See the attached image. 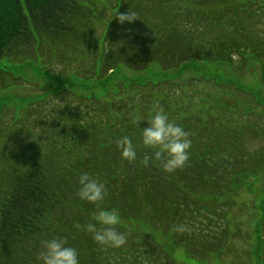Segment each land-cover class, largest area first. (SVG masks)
Segmentation results:
<instances>
[{
  "label": "trees",
  "instance_id": "16d2710c",
  "mask_svg": "<svg viewBox=\"0 0 264 264\" xmlns=\"http://www.w3.org/2000/svg\"><path fill=\"white\" fill-rule=\"evenodd\" d=\"M101 9L84 0H0V61L41 60L46 77L68 84L15 110L10 120L2 115L5 105L0 107V256L12 245L38 264L42 241L56 236L78 250L80 264H178L162 245L124 224L117 231L126 235L125 245H99L85 226L100 208H117L122 220L172 231L177 244L191 252L202 247L195 254L206 257L221 249L194 237L197 220L216 218L206 213V199H221L242 173L264 161L247 150L238 153L232 137L218 142L227 137L222 130L210 119L204 122L202 112H191L205 106L194 96L199 79L138 77L119 82L107 95L87 96L77 92L87 87L73 77L107 84L120 67L143 72L158 65L162 73H178L192 63L254 59L264 80V0H111L108 16L99 17ZM129 11L137 18L119 23L117 17ZM23 82L13 69L0 67V91ZM186 87L192 94L188 110L182 108ZM155 108L183 126L192 141L189 160L172 173L162 170L163 158L155 159L133 124L136 115L147 118ZM123 136L136 147L135 161L121 156L117 141ZM82 172L105 184L104 201L80 200ZM260 211L257 257L264 264V201ZM200 227L201 233L218 232Z\"/></svg>",
  "mask_w": 264,
  "mask_h": 264
},
{
  "label": "rangeland",
  "instance_id": "374dc122",
  "mask_svg": "<svg viewBox=\"0 0 264 264\" xmlns=\"http://www.w3.org/2000/svg\"><path fill=\"white\" fill-rule=\"evenodd\" d=\"M84 1L89 4L94 2L95 5L102 7L99 17L109 15L110 11L107 7L111 0ZM260 28H262L260 34L264 36V26L261 25ZM18 62L20 60L11 58L0 61V67L13 69L16 75L24 80L23 85L11 86L0 91V107L5 105L2 115L8 120L11 119L15 110L23 109L30 102L61 91L68 86L66 82L46 77L41 72V60L37 62L38 64L29 61L17 64ZM235 62L234 65L227 62L192 63L186 65L178 73H162L158 65L143 72L120 67L107 84L103 80L82 81L76 77L73 78L75 83H81L87 87L86 90L77 89V92L87 96L92 94L107 95L111 90L117 91L116 86L119 82L126 83V79L138 77L155 82L165 77H179L178 80L185 83L190 79H199L201 82L196 84L199 89L194 96L202 97L200 100L205 103V106L193 107L191 112L197 114L202 112L204 122H210V119L213 121L211 122L212 127L218 131L222 130L227 137L222 139L224 135H221V138H217L218 142L226 143L228 137H232L233 141L236 140L235 150L238 153L241 150H247L258 154L264 161V80L262 79L261 64L254 59H250L246 63L240 60ZM183 91L187 93L188 98L183 100L182 108L188 110L192 102L189 96L192 94L188 87ZM178 94H180L179 91ZM9 149L12 150L11 147ZM259 166L261 168L242 173L221 199L218 197L206 199L204 206L209 208L206 213L212 214L216 218L212 220V217H207V219L201 217L197 220L198 232L194 237L205 240L203 242L207 244L211 241L215 242L221 247L219 251L210 253L206 257L195 254V250H201L202 247L194 246L193 252H191L190 248L187 249L185 246L177 244L172 231L153 229L144 221L122 220V224L136 229L147 238L162 245L178 264H260L257 257L258 238L255 228L261 219L260 208L264 201V165ZM217 201L224 203H217ZM201 225H212L215 228L214 232H218L216 235L208 232L201 233ZM194 229L195 227L191 226L193 232ZM225 229L224 237H226L224 238ZM24 253L11 245L10 252L6 249L2 253L5 256H0V264H30L29 259L23 256Z\"/></svg>",
  "mask_w": 264,
  "mask_h": 264
},
{
  "label": "clouds",
  "instance_id": "9594fccd",
  "mask_svg": "<svg viewBox=\"0 0 264 264\" xmlns=\"http://www.w3.org/2000/svg\"><path fill=\"white\" fill-rule=\"evenodd\" d=\"M136 18V14L129 11L127 14H120L117 21L131 23ZM59 102L61 107L66 103L60 100ZM140 122H144V125L141 126ZM133 124L140 130L142 144L154 150L155 159L163 158L161 167L164 172L172 173L187 163L192 143L189 133L183 126L170 119L169 114L162 108L151 110L147 118L136 115ZM117 147L121 151L122 158L130 162L137 159L136 147L128 136L118 140ZM144 163H148V158H145ZM78 184L77 195L80 200L93 204H99L105 200L107 189L99 178L88 172H82L78 177ZM121 224L122 217L119 209L100 208L93 213L85 229L92 234L99 245L119 248L127 242L126 235L117 231V226ZM77 227L79 228L80 225ZM178 230H184L183 226H180ZM37 262L38 264H80V255L75 247L69 245L67 238L54 236L42 241Z\"/></svg>",
  "mask_w": 264,
  "mask_h": 264
}]
</instances>
